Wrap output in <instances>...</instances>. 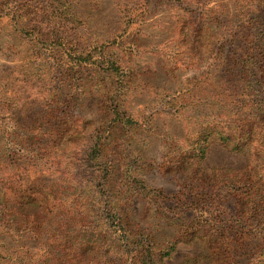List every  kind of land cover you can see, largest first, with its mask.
I'll use <instances>...</instances> for the list:
<instances>
[{
	"label": "rangeland",
	"instance_id": "374dc122",
	"mask_svg": "<svg viewBox=\"0 0 264 264\" xmlns=\"http://www.w3.org/2000/svg\"><path fill=\"white\" fill-rule=\"evenodd\" d=\"M57 1L64 0H0V221L25 217L17 207V195L28 196L35 183L31 161L33 150H38L45 156L41 193L48 195L58 188L60 194L61 207L48 216L50 206L45 211L46 229L52 232L56 218L63 220L62 211L75 197L78 213L92 226L87 237L82 232L86 230L79 229L81 237L72 235L77 237L72 241L83 260L80 264H133L132 249L123 248L115 232L114 213L120 210L126 213L133 235L150 234L156 264H213L201 242H178L169 257L159 259L178 236L176 220L182 219L177 215L170 219L181 182L165 171L164 157L169 151L193 150L208 120L202 116L211 110L220 113L216 103L229 95L225 89L233 81L213 71L232 57L235 34L244 41L250 20L256 25L252 34L264 32V0H71L74 18H65L68 9ZM123 4L147 5L141 19L134 14L127 20L118 7ZM54 8L55 24L51 23ZM195 30L200 32L192 51L188 41ZM101 46L103 59L117 61L125 71L123 91L116 88L113 74L102 72L106 65L77 68L66 56L71 50L93 52V63ZM240 52H235L237 62ZM206 72H213L215 79L200 77ZM173 96L170 108L161 107ZM253 99L243 97L244 104ZM256 101L243 108L240 117L252 107L262 109L264 96ZM115 107L133 126L109 127ZM45 113L61 120L47 121ZM44 128L56 131L53 139L41 141L31 133ZM103 131L110 133L105 157L115 164L106 184L98 181L97 173L91 176L80 167L94 136ZM259 136L253 148L260 143ZM207 144L200 167L224 171L228 177L244 172L255 159L253 151H229L217 136L209 137ZM19 146L30 150L22 163ZM127 168L135 172L137 185L142 182L161 192L165 200L155 203L132 195ZM42 208L40 203L23 210L34 213ZM5 226H0L1 254L23 246L35 254L41 248L37 242L7 235Z\"/></svg>",
	"mask_w": 264,
	"mask_h": 264
},
{
	"label": "trees",
	"instance_id": "16d2710c",
	"mask_svg": "<svg viewBox=\"0 0 264 264\" xmlns=\"http://www.w3.org/2000/svg\"><path fill=\"white\" fill-rule=\"evenodd\" d=\"M70 1H57L58 6H65L68 9L65 18H74L76 15ZM146 5L123 4L118 5V7L124 9V19L129 20L134 14L141 19L143 8ZM55 13L54 8L53 19L51 20L53 24L58 19ZM252 22H254L253 19L250 20L247 26L249 31L244 36L243 42H241L238 33L232 37V40L239 46L235 45L233 52L230 54L232 57H227L223 64L219 62L216 65L218 68L215 67L216 69L213 71L214 73L219 71L233 81V84L225 89L229 95L226 97L220 96L222 99L216 103L217 106H221L219 110H216L220 113L214 114V110H211L210 115L204 114L202 116L208 120L203 124V129L199 132L197 139L194 140L195 147L193 150L190 148L189 152L169 151L164 157L165 171L173 173L181 182L179 184L180 190H178L172 202L173 208L170 210V219H173L176 215L178 217L182 216V219L176 220L179 226L178 236L174 238V242L168 250L162 252L159 259L169 257L174 252L175 244L178 242H201L207 251H205L207 253L206 258H211L213 264H264V126H261L264 123V104L260 105V107H263L262 109L252 107L247 115L240 117L243 108L250 106V104H256V98L264 96V32L262 31L259 36L252 34L250 31L252 27L256 26ZM198 30H195L189 36L188 42L192 46H190L192 51L194 50V44L198 42L196 39L198 37L197 33L200 32ZM102 48L103 46L98 52L95 51L98 58L93 63L91 62L94 56L93 52L71 50L70 52L67 51L66 56L77 68L88 63L95 64L98 67L106 65L102 68V72L110 76L113 74L118 83L116 88L123 91L125 71L121 69L117 61H105ZM237 51H241L238 62L234 60L237 59L235 57ZM213 72L202 73L200 77H206L208 80H211L210 78L215 79L214 76L212 77ZM193 80L196 81V78ZM243 97H253L254 99L250 103L244 104ZM174 100V96L168 98L161 107L170 108ZM174 113L176 114L177 111H174ZM113 115L114 119L109 126L112 130L117 128L118 124L126 128L133 126L134 122L129 118H125L116 107L113 110ZM44 118L47 121L53 119L59 122L61 120L58 116L50 115V113H45ZM220 118L222 120H219ZM259 125L263 131H259ZM52 132L54 133L52 134ZM31 133L41 141H49L50 138L53 139L56 135L55 130L49 132L45 128L34 129ZM109 134L103 131L94 136L92 145L86 151V160L80 165L81 168H84V172H89L91 176L97 173L99 175L98 181L105 182V184L115 167L113 158L107 159L105 157L109 150L107 145ZM258 135L261 138L260 143L253 148L251 145ZM211 136H217L219 141L231 152L253 151V154H255L254 161L244 172L235 173L234 176L230 177L221 170L201 168L200 162L204 160L208 138ZM18 149L19 162L22 163V159L26 157L25 154L30 150L23 146H19ZM33 151L34 160L31 163L35 170V183L29 189L28 196L24 194L17 195V207L22 210L25 217L23 220L16 217L9 218L4 222L0 221V226L2 224L6 225L3 231L7 235L37 242L41 248L35 254L26 246L18 247L7 254L0 253V264L83 263L81 255L75 252L77 251L76 242L73 243L72 240L80 236L81 230H86L82 232L87 237L86 235L91 233L92 226L78 213L80 203L78 198L75 197L69 203V207L62 211L63 220L54 219L55 228L52 229V232L46 229L48 225H44V219L47 218L48 213H52L55 207H61L60 194L58 188L52 190L48 195L41 193L42 189H40L39 183L40 178L43 176L44 164H42V159L45 156L39 154L38 150ZM20 169H22V164ZM188 169L191 170L188 171ZM125 173L133 180L128 187L132 195L137 194L141 198L153 200L155 203L158 200H165L161 192L146 188L142 182L137 185V181H134L132 177L135 173L132 169L127 168ZM88 183L92 185L91 181ZM23 193L26 192L23 191ZM40 203L44 207L40 212L29 213L23 210V207L27 205L36 206ZM49 206L50 209L46 216L45 211ZM60 213H58V216ZM114 220L116 221L115 232H119L117 240L122 243L123 248H126L127 245L130 246L133 264H156V259L150 250L151 242L148 240L151 238L150 234H144L141 231L138 235H133L128 229L127 215L121 210L115 211ZM61 234L62 237L59 236ZM73 234H76L77 237H73ZM81 242L83 241L81 240ZM53 251L56 253L54 258H52Z\"/></svg>",
	"mask_w": 264,
	"mask_h": 264
}]
</instances>
